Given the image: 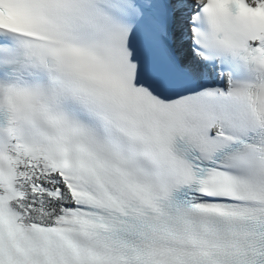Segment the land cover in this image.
<instances>
[{"label":"snow or ice","instance_id":"6c2138e0","mask_svg":"<svg viewBox=\"0 0 264 264\" xmlns=\"http://www.w3.org/2000/svg\"><path fill=\"white\" fill-rule=\"evenodd\" d=\"M0 264H264V0H0Z\"/></svg>","mask_w":264,"mask_h":264}]
</instances>
